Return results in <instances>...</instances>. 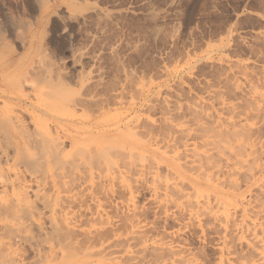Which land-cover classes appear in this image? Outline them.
<instances>
[{"label": "rangeland", "instance_id": "obj_1", "mask_svg": "<svg viewBox=\"0 0 264 264\" xmlns=\"http://www.w3.org/2000/svg\"><path fill=\"white\" fill-rule=\"evenodd\" d=\"M1 43L37 108L0 107L59 146L0 198V264H264V0H0Z\"/></svg>", "mask_w": 264, "mask_h": 264}, {"label": "bare ground", "instance_id": "obj_2", "mask_svg": "<svg viewBox=\"0 0 264 264\" xmlns=\"http://www.w3.org/2000/svg\"><path fill=\"white\" fill-rule=\"evenodd\" d=\"M23 39H25L24 41L26 42L27 40L26 37H24ZM1 45L2 43L0 44V46ZM5 46L7 47V45ZM14 53L11 51V53L7 52L6 54L5 51V53H3L6 54L4 56L5 57L4 62H9L10 60H12L15 55ZM34 59L35 57L31 53H28L24 58H22L18 66L15 68V73H14L15 77L13 79H14V83H16L17 85L18 92H22L23 90L22 87H24L25 84L27 83L33 87L35 85V87L33 88V91L36 92L35 95L41 96L47 94L49 78L47 79L46 74L41 73L42 71H40V73L43 74L45 77L43 78V76L39 74V72H37V74H39V77L42 76V80L41 78L39 79L38 75L36 74V71L34 70L35 68L34 65L36 61V59L35 60ZM6 65L11 66V63L10 64L7 63ZM45 68L49 70V65H46V67L44 66V68L41 67L42 70ZM47 69H45L44 72L48 73ZM34 73L36 75H34ZM32 74L33 76L38 77L37 80L39 79L42 82L44 81L45 85L43 86L42 89L37 88L36 82L34 84L35 78L32 77ZM0 80H3V78ZM39 82L37 81V85ZM0 97H8L10 100H12V102L16 101V104L22 107L25 104H29L25 111L27 113L30 108L32 109L37 108V105L29 101L30 97H27V95L24 94L21 95V93H16L15 95H13V94H9L8 92L0 91ZM5 105H4L5 108L0 107V179L4 187V189H2L0 192V198H13V197L22 198L21 197L22 194H28L29 190L31 189V183L27 181L24 171L21 170L22 165H25L27 167L28 162L34 159L33 154L29 152V148L31 146H34L33 145L34 142H38L41 145L42 150L46 151V154L53 155L54 153L52 148L56 147V145L59 146V143L55 141L56 138L51 137V134L49 133L50 131L42 132V134H39V139L37 140L34 139L35 136L30 131H28V129L26 128L27 126L25 122L22 120L21 116L14 113L13 107H9L7 103ZM30 117L33 122H35V120L37 119V117L32 114L30 115ZM11 148L14 149L12 153L10 152ZM2 157H4L5 159L4 162L1 161ZM32 173L33 171L31 172V174ZM12 174L14 175L13 179H11ZM52 186L57 193L60 187L57 185L55 181L52 182ZM8 187L10 188V190L8 189ZM20 189H22V192L20 191ZM35 196L36 197L40 196L39 191H36Z\"/></svg>", "mask_w": 264, "mask_h": 264}]
</instances>
